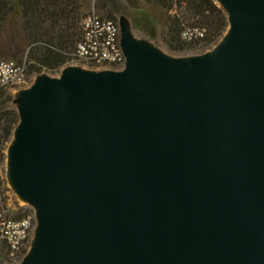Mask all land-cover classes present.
Returning <instances> with one entry per match:
<instances>
[{
	"label": "water",
	"instance_id": "95a60500",
	"mask_svg": "<svg viewBox=\"0 0 264 264\" xmlns=\"http://www.w3.org/2000/svg\"><path fill=\"white\" fill-rule=\"evenodd\" d=\"M207 53L121 27L123 70L66 67L17 102L8 177L35 212L20 264H264V0H216Z\"/></svg>",
	"mask_w": 264,
	"mask_h": 264
},
{
	"label": "trees",
	"instance_id": "16d2710c",
	"mask_svg": "<svg viewBox=\"0 0 264 264\" xmlns=\"http://www.w3.org/2000/svg\"><path fill=\"white\" fill-rule=\"evenodd\" d=\"M125 2L137 16L135 26L156 44L162 43L174 54L205 53L212 50L229 28V18L216 0H96L91 10L88 0H0V52L2 62H14L29 76L44 72L59 73L71 63H82L92 69L116 70V65L101 64L92 56H81V46H90L91 19L102 27L111 23L118 29L119 3ZM99 32H101L99 30ZM19 37L20 42L15 39ZM109 31L94 34V42L103 45L111 39ZM96 53V52H94ZM98 53V52H97ZM96 53V54H97ZM95 54V55H96ZM10 86L0 83V171L7 165V150L20 123V115ZM7 181L0 176V264H20L28 254L24 247L37 226L34 210L21 208L14 212L7 205ZM32 218L29 238L13 249L4 228L9 222Z\"/></svg>",
	"mask_w": 264,
	"mask_h": 264
},
{
	"label": "built area",
	"instance_id": "2783aa9c",
	"mask_svg": "<svg viewBox=\"0 0 264 264\" xmlns=\"http://www.w3.org/2000/svg\"><path fill=\"white\" fill-rule=\"evenodd\" d=\"M88 25H93V30L89 35L90 46H81V56H92L90 50L98 52L97 54L93 52L98 63L114 64L117 66L116 70L124 69L126 57L121 47V38L118 39V36H120L119 30L112 28L111 23H105L100 27L99 23L94 24V21L91 19L88 21ZM103 31H109L113 37L103 45V50L100 51L99 43L94 42L93 39L94 34H102ZM25 80V70L22 66L14 62H2L0 64V83L3 86L17 85ZM32 227V218H28L19 222H9L3 231L12 244L13 249H18L29 238Z\"/></svg>",
	"mask_w": 264,
	"mask_h": 264
},
{
	"label": "rangeland",
	"instance_id": "374dc122",
	"mask_svg": "<svg viewBox=\"0 0 264 264\" xmlns=\"http://www.w3.org/2000/svg\"><path fill=\"white\" fill-rule=\"evenodd\" d=\"M88 2H90L91 10H94V8H95L94 5L96 3V0H88ZM119 5L121 7L120 12L118 14L120 26L126 25L129 29V31L132 33V35L138 41L145 43V44H148V45H156L160 49V51H162L164 54L172 56V57H176V58L195 57V56H200V55L207 53V52H205V53H199L198 52V53H190V54H174V53L170 52L166 48V46H164L162 43L156 44L154 41H152L148 37V35L146 33H144L143 31H141L140 29H138L135 26L134 21H135V18L137 15L130 8L127 7L125 2H121V3H119ZM15 41L20 42L21 39L19 37H17L15 39ZM4 49H5L4 48V42L0 43V52H4V51H1ZM66 67H74V68L80 67V68H84L87 70H94V71L113 70V69L104 68V67H101L98 69H92L85 64L77 63V62L71 63V64L67 65ZM121 70H123V69H121ZM62 71L63 70H61L59 73H56V74H50V73L44 72L42 75H49L52 77H58V76H60ZM118 71H120V70H118ZM38 77L39 76H29L22 83H18L16 86L10 87L9 92L12 94V96L14 98V104L16 106L18 105L17 104L18 100L22 97V92L31 88L35 84V82L37 81ZM0 176H2V178H4L7 181V183H6V187L8 189V191H6L7 205H8V208H10V210L12 211V214H14V212L20 210L21 208H30V206L28 204H26L23 200H21L19 198L16 191L11 186L10 181H9V177H8L9 175H8L7 165L4 169H2L0 171ZM36 228H37V226L35 227L34 232H32L33 235H32L31 240L24 247L25 249L28 250V252L32 249V246H33V243L35 240ZM14 262H15V264H17L18 261L17 262L14 261ZM4 264H10V263L4 262Z\"/></svg>",
	"mask_w": 264,
	"mask_h": 264
}]
</instances>
